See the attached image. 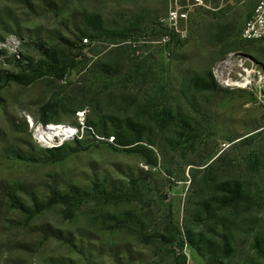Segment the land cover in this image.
<instances>
[{
    "label": "rangeland",
    "instance_id": "374dc122",
    "mask_svg": "<svg viewBox=\"0 0 264 264\" xmlns=\"http://www.w3.org/2000/svg\"><path fill=\"white\" fill-rule=\"evenodd\" d=\"M167 1L0 0V87L49 57L74 65L0 90V264H264V42L241 38L259 0H209L162 44ZM209 73L216 89H194ZM87 119L99 137L131 136L129 119L143 141L96 140ZM53 126L79 143L51 156L34 131ZM223 183L241 199L223 205Z\"/></svg>",
    "mask_w": 264,
    "mask_h": 264
},
{
    "label": "trees",
    "instance_id": "16d2710c",
    "mask_svg": "<svg viewBox=\"0 0 264 264\" xmlns=\"http://www.w3.org/2000/svg\"><path fill=\"white\" fill-rule=\"evenodd\" d=\"M195 11V10H194ZM88 37V39H96L98 37V30L95 26L90 27V29L83 34ZM125 32H119L112 37L118 38V37H124ZM74 65L70 64H64L57 61L54 57H49L46 61L39 62L33 67L25 66V74H6L4 78V84L0 87V90L4 85H7L10 82H15L18 84H29L35 81L36 79H39L44 73L52 74L59 79H63L66 77V74L69 73L73 69ZM27 71V72H26ZM110 71V70H109ZM107 73L108 75L110 72L106 70H100V73ZM24 73V72H23ZM101 75V74H100ZM85 76L88 79V83L84 86H81L82 88L85 87L88 89L91 88H97V78L99 76V73L94 70L93 67H89L88 70L85 72ZM191 84L194 89L198 91H211L216 89V83L212 77V75L209 73L205 78L204 77H196L191 80ZM51 108L49 104H46L43 108L44 110H47ZM75 109H82V106L78 105L75 107ZM49 120L48 119H41V124L48 125ZM123 129H126L127 131H130L131 136H126L125 132L122 130L117 131L116 129L118 127H115L111 131L105 132L102 131L103 137L107 138L108 136L112 137L113 143H107L109 145H113L120 149H129L132 148L134 144H137L139 142L143 141V127L139 126L138 124H135L129 119H126L123 121ZM98 125L94 121H91L87 119L86 125L84 130L87 134L91 133V130L97 128ZM94 132V131H93ZM91 135V134H90ZM107 142V141H106ZM74 144H78L79 141L77 139H73ZM62 147H55V148H49L44 149L47 153H49L51 156H54L56 153H58ZM220 190L224 193L222 198L219 200L223 205H229L234 203L235 201H238L241 199L242 196V187L240 184L235 183L232 186L230 184L223 183L220 185ZM15 208L20 209L24 213H27V210L24 209L21 205H19L17 202H13L12 204ZM191 242V240H190ZM193 245H197L196 242ZM224 246H226V243H224ZM197 247V246H196ZM197 251L201 254L200 250L197 248ZM208 264H213L212 261H208Z\"/></svg>",
    "mask_w": 264,
    "mask_h": 264
},
{
    "label": "built area",
    "instance_id": "2783aa9c",
    "mask_svg": "<svg viewBox=\"0 0 264 264\" xmlns=\"http://www.w3.org/2000/svg\"><path fill=\"white\" fill-rule=\"evenodd\" d=\"M208 8H209V0H168L166 13L157 22V25L160 26L164 31V34L161 36L160 39L161 43L167 44L175 36L179 38H184L186 36V29L183 27V25L187 23L189 13L194 10L208 9ZM241 38L248 41L264 42V0L258 1V3L255 5L253 9L252 15L244 23V26L241 31ZM82 43L83 45H87L88 39L83 38ZM38 126L47 127V125L46 126L38 125ZM76 133L73 134L69 139H74L76 137ZM90 134L96 140H105L110 143L113 141L112 137L109 138L99 137L92 130ZM61 143H58L57 145H60ZM49 147L52 146H45V148H49Z\"/></svg>",
    "mask_w": 264,
    "mask_h": 264
},
{
    "label": "bare ground",
    "instance_id": "6f19581e",
    "mask_svg": "<svg viewBox=\"0 0 264 264\" xmlns=\"http://www.w3.org/2000/svg\"><path fill=\"white\" fill-rule=\"evenodd\" d=\"M75 133L76 131L71 130L69 127L64 128L53 126L51 128L36 129L34 131V137L38 144L42 146H50L53 145L56 140H58V143H61L69 139Z\"/></svg>",
    "mask_w": 264,
    "mask_h": 264
}]
</instances>
